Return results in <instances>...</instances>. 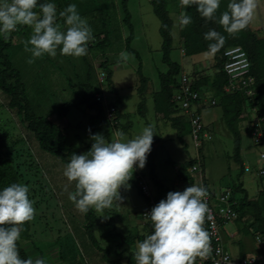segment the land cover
Returning <instances> with one entry per match:
<instances>
[{
	"label": "rangeland",
	"instance_id": "1",
	"mask_svg": "<svg viewBox=\"0 0 264 264\" xmlns=\"http://www.w3.org/2000/svg\"><path fill=\"white\" fill-rule=\"evenodd\" d=\"M178 1L172 0V4L167 7L173 21L170 59L180 65L181 74L196 82L206 80L208 83L202 88L203 93L206 97L219 102V94L210 87L216 73L213 55L209 53L191 57L181 55L178 24L181 8ZM54 2L57 7L58 23L62 29L66 25L63 18L59 17V12L74 3L80 16L91 26L94 39L89 42L88 53L85 56L76 58L61 55L57 49L56 57L44 55L29 63L31 53L25 51L24 42L32 34L31 27L18 26V29L11 32L5 40L0 36V42L3 40L6 43L4 51L6 59L20 75L30 113L57 125L66 136L67 147L82 154L90 150L93 142L89 138V129L91 134H95L98 128L96 111L82 104V99L86 94L89 96L100 94L106 103L118 105L121 124L118 132L123 133L125 139L136 138L146 125L154 126L155 135L145 167L135 169L133 172L132 178L136 179L137 185L138 182L144 183L151 196L157 195V186L150 177L151 163L155 179L162 185L161 189L165 195L169 191H183L184 186L182 181L177 179V171L183 163L194 159L196 153L189 135L183 137L182 144L170 122L164 119L163 114L156 112L153 97L159 91L158 75L165 73L167 66L161 60L159 21L150 4L147 0H127L130 26H126L123 23L121 0H54ZM263 27L264 0H258L251 30L261 40H264ZM104 35L107 36V42L101 49L96 45L105 37ZM129 36L131 37L129 49L132 52L126 50V39ZM121 52L126 54V59L120 57ZM102 63L112 74L113 93L107 89L104 82L101 85L98 82L100 72L104 71L100 66ZM138 68L147 80V89L143 95L137 92L140 85ZM141 101H144L143 116L138 113ZM7 102V97L0 92V128L6 134L3 140L4 151L17 152L20 156L14 159L13 164L18 167L22 178L31 179L32 182L28 185L29 198L34 202L35 208L34 218L28 221L30 239L19 240L20 248L28 258L44 257L48 264H113L107 263L103 254L107 252L108 259H112L114 254L118 257L116 248L121 242L119 236L133 234L129 230L125 232L124 228L120 227L123 220L118 219L119 214L126 218L137 217L146 201L145 198L139 195L137 188L129 181L130 190L120 189L124 200L119 205L114 203L111 208L103 210L92 208L97 216L94 237L100 250L94 248L85 234L84 215L70 199V195H75V181L69 182L64 176L67 163L63 162L61 157L47 153L38 146L32 134L27 131L25 123L14 111L7 108ZM64 104L70 105L71 108L63 119H59L57 109ZM201 116L211 135V139L206 141L200 150L205 180L210 190L221 192L241 183L248 197L256 198L258 191L264 188V176H258L264 162H258L261 149L254 146L249 138L248 122L253 113L246 108L244 120L238 123L242 141L241 163L235 162L232 158L233 138L224 124L221 108L219 106L203 108ZM257 117L264 120L261 112L257 113ZM126 125H129V128L124 129ZM114 139L116 138L113 135L110 136V141ZM184 143L187 144L186 149L183 147ZM30 164L33 166L32 170ZM244 168H248V171ZM187 176L198 185L200 178L196 173L188 169ZM184 185L186 188L187 183ZM137 187L139 189V185ZM132 205L136 207L132 208ZM113 214L116 216L114 229L110 226L112 222L109 225L110 216ZM234 222L226 226V231H238V236L232 240L222 236L224 244L229 245V252L234 249V244L240 241L254 249L264 246L261 238L258 237L260 242L255 239L256 230L252 228L251 216L248 215L244 220L238 217ZM243 227L245 229L242 230ZM128 246L129 244L124 243V247Z\"/></svg>",
	"mask_w": 264,
	"mask_h": 264
},
{
	"label": "clouds",
	"instance_id": "2",
	"mask_svg": "<svg viewBox=\"0 0 264 264\" xmlns=\"http://www.w3.org/2000/svg\"><path fill=\"white\" fill-rule=\"evenodd\" d=\"M222 0H180L184 9L195 6L206 21L216 20L228 34L245 29L254 19L258 0H229L227 10L217 12ZM39 9L37 11L36 9ZM66 25L58 23L54 0H0V36L5 39L18 26L32 28L24 42L31 53L29 63L44 55L76 58L87 55L89 42L94 39L88 21L81 17L76 4H69L59 12ZM192 16L181 11L178 24L181 29L192 23ZM209 41L208 53L215 54L226 37L215 29L204 33ZM120 57L126 59L125 53ZM89 151L71 155L64 169L69 182L75 181L76 193L70 195L77 209L87 213L91 208L103 210L119 205L124 197L120 189H131L129 181L135 169H143L151 152L154 126L146 125L134 139H125L123 133L108 141L101 133L91 134ZM29 186L12 183L0 188V264H48L44 257L22 258L17 241L23 225L35 215L34 202L29 198ZM208 191L202 184H191L183 191H169L165 199L153 206L145 218L152 221L153 231L137 242L135 264H196L197 258L207 260L212 255L209 231L205 221L213 214L207 203Z\"/></svg>",
	"mask_w": 264,
	"mask_h": 264
},
{
	"label": "trees",
	"instance_id": "3",
	"mask_svg": "<svg viewBox=\"0 0 264 264\" xmlns=\"http://www.w3.org/2000/svg\"><path fill=\"white\" fill-rule=\"evenodd\" d=\"M172 0H147V2L152 7L155 17L159 21L158 33L161 38V60L167 66V71L165 73H160L158 75L159 79V91L154 94V103L156 105V112L163 114L164 119L170 122V126L176 131L177 139L183 144V137L189 134V127L187 124H183L180 118L174 117L176 114L174 106L171 102V95L173 92V87L176 83L177 77L181 74L180 65L176 62L171 61L170 54L172 50L173 38L171 35V30L173 27V21L169 16L167 10L168 5ZM176 1V0H174ZM41 2H45L41 0ZM229 0H222L220 8L217 12V19L223 11L227 10V5ZM127 0H121V7L124 13L123 23L126 26H130L129 20L130 15L127 11ZM181 11H187L189 15L192 16V23L185 28L179 31V37L182 40L181 46L184 56L191 57L202 53H208V44L209 41L204 39V33L210 29H215L221 34L225 35V43L220 47V49L213 55L214 67L216 73L213 75V79L210 82L211 90L219 94L220 101L218 106L222 110V118L227 130L230 132L233 138V159L237 163H241L240 152H241V135L238 129V123L244 120L245 113V101L239 95H224L223 88L225 87L227 81L226 76L222 72L223 64V52L234 46H240L247 54L250 62L252 63L251 74L257 79V94L254 99L253 105L257 108V113L261 112L264 116V40L258 39L256 34L251 30L250 24L235 34H228L224 31L223 27L216 22V20L206 21L200 16L196 11L195 6L191 8L184 9L180 6ZM39 11V9H36ZM100 37L101 40L96 45L99 48L103 49L107 36ZM99 37V35H98ZM5 40V38H3ZM3 40L0 42V92L4 94L7 99V108L11 111H14L16 116L26 125V129L30 132L37 142L38 146L43 149L45 152L57 155L61 157L62 161L68 163L71 159L73 153L79 155V153L67 147L66 145V136L63 131L55 124L48 121L46 118L35 117L30 113L29 105L25 97V88L21 82L20 75L15 71L11 63L6 59L4 55L5 51V42ZM131 37L129 36L126 39V50L132 52L129 49V44ZM101 68H104L106 74V87L113 93L114 88L111 82L112 74L105 67V64L102 63ZM139 75V88L137 92L139 95H143L147 89V80L141 75L140 68L137 69ZM206 80L202 82L194 83V88L200 90L204 87ZM95 94L92 96L85 95L82 99V104H85L86 107L90 110L96 111V116L98 118V128L95 130V133H101L110 141L111 131L106 119L104 117L103 106L99 103H96L94 100ZM114 107L119 110L118 105ZM143 107L144 101H141L138 105V113L140 116H143ZM70 105L64 104L57 109V117L63 119L69 109ZM117 119L120 120V115L117 113ZM129 128V125L124 126V129ZM6 137V134L2 132L0 128V188L9 186L12 183H22L26 185L31 184L30 178H22L18 167L14 166L13 161L17 157H20L17 152H5L3 140ZM184 149L186 146L183 145ZM28 157L31 155L28 152ZM193 161L188 160L183 163L177 171V179L182 182L187 183V187L193 184V179L187 176V170L192 166ZM32 170V164H30ZM150 177L153 183L157 186V203L161 200V187L154 176V167L150 163ZM202 180L205 183V171L202 170ZM132 183L137 188L139 195L141 193L138 189L136 179H132ZM233 194H241L242 198L238 200L236 212L239 218H243L246 215L251 216L252 226L256 227V233L261 238L264 243V189L261 190L258 194L256 200L250 201L247 199L246 192L242 189L241 184L233 186ZM74 191L76 193V186H74ZM107 209V208H105ZM85 219V234L87 235L92 246L100 250L99 245L94 237V228L97 221V216L93 209L91 208L87 213H83ZM30 225L28 222H25L23 225V231L21 233L20 240H29L30 239ZM125 242L129 245H132L135 241L131 236L124 238ZM17 245L22 258H28L26 253L20 248L19 241ZM107 252L103 254V258L106 259ZM113 264H119V262H114ZM128 264H133L131 261H128Z\"/></svg>",
	"mask_w": 264,
	"mask_h": 264
},
{
	"label": "built area",
	"instance_id": "4",
	"mask_svg": "<svg viewBox=\"0 0 264 264\" xmlns=\"http://www.w3.org/2000/svg\"><path fill=\"white\" fill-rule=\"evenodd\" d=\"M222 58V72L225 74L227 81L223 88V94L241 96L245 101L246 108L253 113V117L248 122L249 138L254 146L261 149L258 162H264V120L257 117V108L253 105L257 94L258 81L251 74L252 63L240 46L227 48L223 52ZM261 81H264V79ZM98 82L100 85L103 82L107 85L104 71L100 72ZM194 83L195 80L186 75L181 74L178 76L173 87L171 102L176 112L174 117L180 118L181 122L189 127L188 135L192 140L196 153L194 159H192L193 164L190 170L200 178L198 185L202 184L207 188L208 196L206 199L213 214V220H206L204 224V227L210 233L212 255L204 261L197 258L196 264H264V256L234 259L223 242L222 232L224 228L238 218L236 207L239 199L230 189L213 192L202 180V170L204 168L200 150L203 144L211 139V135L209 129L203 123L201 110L216 107L219 103L215 99L206 97L202 89L196 90ZM94 100L103 106L104 117L110 127L111 136L117 138L116 134L119 133L118 130L121 126L120 120L117 119L119 110L114 105L106 103L100 94H95ZM245 171H248V168H245ZM258 176H264V166L259 169ZM138 185L141 195L146 200V207L140 213V218L152 224L150 218H145V214L149 213L151 208L157 204V196H151L148 187L144 183L138 182ZM257 241L260 242L258 237Z\"/></svg>",
	"mask_w": 264,
	"mask_h": 264
},
{
	"label": "crops",
	"instance_id": "5",
	"mask_svg": "<svg viewBox=\"0 0 264 264\" xmlns=\"http://www.w3.org/2000/svg\"><path fill=\"white\" fill-rule=\"evenodd\" d=\"M179 5L181 6L180 4V0L178 1ZM172 4V2L170 3V5ZM253 25V20L251 21V24H250V27ZM181 43H182V40L180 39ZM182 47V46H181ZM181 55L184 56L183 54V51L181 50ZM181 68V67H180ZM196 73V72H195ZM242 142V141H241ZM184 145L186 146L187 148V144L184 143ZM240 160H241V156H240ZM244 166V163H242V168ZM245 169V168H244ZM132 179H135V178H132ZM132 179L130 180L132 182ZM183 183V188L182 189H185V182H182ZM193 184H195V181H193ZM241 184V183H240ZM205 185L209 188L208 184L206 183L205 181ZM239 185V184H238ZM242 186V189L245 191V188L243 187V185L241 184ZM232 188V187H231ZM230 188V189H231ZM210 189V188H209ZM264 188H261L259 191H258V194L261 190H263ZM122 191H124L123 188H121ZM226 190V189H225ZM246 192V191H245ZM258 194H257V197H258ZM247 195V193H246ZM161 199H165L166 198V195L163 193V191H161V194L159 195ZM237 196V199H241L242 198V195L241 194H236ZM254 198V199H251L248 197L247 195V199L250 200V201H253V200H256L257 199ZM136 206L135 205H132V208H135ZM146 207V201H144L143 203V206L142 208L139 210L138 212V216H129L128 218L124 217L123 215H120L119 214V217L118 219H122L123 222H122V225H120L121 228H124V231L128 232V230L130 232H132L133 234L131 235H127V236H131L135 241L133 242L132 245H129L128 247H124V243L128 244L127 242H125L124 238L127 237V236H123V235H120L119 237L121 238V242L119 243V246L116 248V254H118L119 256L117 257L115 254L113 255V258L112 259H108V257L106 258V261L107 263L108 262H119V264H123V262H125V264H128V261H131L133 264H135V258H134V253L136 252L137 250V242L138 241H142L147 235L151 234L152 231H153V225L150 223V222H145L143 220H141L140 218V213L145 209ZM115 215H111L110 216V223L109 225L111 224L112 222V225H110L111 227L116 228L115 227ZM245 217H248L247 215ZM242 218V220H244V218ZM113 220V221H112ZM236 223V222H234ZM30 225V224H29ZM255 228L256 230V227L255 226H252V228ZM135 230V231H132V230ZM245 229L244 227L242 228V230ZM239 232L238 231H234V230H230V231H226V227L224 228L223 232H222V236L224 235L225 237H227V239H234L238 236ZM257 237H259L257 235V233L255 234ZM257 237H255V239L257 240ZM260 238V237H259ZM234 244V243H233ZM261 244V243H260ZM247 245V244H246ZM246 245H244L241 241L239 243H237L236 245L234 244V249L230 250V254L231 256L234 258V259H245V258H250V257H262L264 256V246L260 247V249H254L252 248L251 246L247 247ZM226 248L229 250V245H225ZM246 246V247H245ZM113 254V253H112ZM110 255V254H109ZM108 255V256H109ZM57 264H60V263H57Z\"/></svg>",
	"mask_w": 264,
	"mask_h": 264
}]
</instances>
